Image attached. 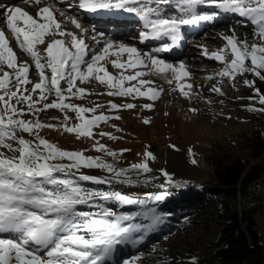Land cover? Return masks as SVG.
<instances>
[{"label":"snow or ice","instance_id":"6c2138e0","mask_svg":"<svg viewBox=\"0 0 264 264\" xmlns=\"http://www.w3.org/2000/svg\"><path fill=\"white\" fill-rule=\"evenodd\" d=\"M32 2L41 4V0ZM173 2L175 14H166L160 7ZM152 3L156 7H152ZM73 6L77 9L76 14L51 5L40 7L35 16L21 7H5L0 13V23L4 25L0 27V148L18 153L7 156L0 152V264H111L117 245L143 242V233L170 215L158 213L155 208L135 215L125 214L107 206L108 203L121 207L142 203L119 190L109 189L114 184L131 187L141 183L139 175L152 171L149 163L155 156L149 150L140 162L117 167L123 153L129 150L107 147L96 139V135L109 140L120 137L104 131L97 134L94 129L101 123L120 120L116 112L132 110L137 105L110 100L106 106L94 103L88 107L72 102L93 94L82 85L94 81L106 89L100 95L155 101L163 89L152 87L154 82L144 78L153 75L164 77L170 85L177 83L184 97L198 95L192 91L191 83H182L190 77L186 64L170 63L162 54L180 46L185 39V26L198 27L217 19L216 13L202 11L205 6H215L222 13L237 14L244 18L239 22L241 24L250 22L256 41L250 44L247 38L241 40L233 28L230 34H221L225 43L217 50L210 51L205 45H198L205 57L221 64L215 75L205 77L208 81H216L209 90L224 95L220 85L225 79L234 82L237 76L245 74L264 81V0H79L67 7ZM80 10L89 13L119 10L135 14L142 21L138 42L160 43L143 50L111 39L95 26L89 33L78 16ZM57 13L79 31L65 30ZM7 30L30 62H18ZM46 37H51V41L46 42ZM63 37H69L70 43ZM41 45H45L43 51L38 49ZM33 65L35 79L30 78ZM109 65L117 70V74L109 71ZM243 83L249 88L255 85L250 79H244ZM172 91L177 88L173 87ZM255 92L261 107L247 110L264 113V95L259 89ZM105 107L111 110L109 114L101 111ZM143 107L151 109L153 104L147 103ZM50 109L64 114L59 124L41 121L39 114ZM68 113L75 114L78 123H71L73 117ZM26 116L32 118L26 119ZM143 122L149 124L150 120ZM113 127L122 131L116 125ZM45 128L92 140V150L112 158L113 162L101 155H87L84 150H63L39 136V131ZM18 132L34 135L36 142L18 136ZM191 162L195 164L196 160ZM90 170H102L106 175L89 174ZM163 175L170 185L172 177L166 171ZM86 182L108 188L88 187ZM168 185L161 184L160 187L163 190ZM167 195V191H161L152 198L160 202ZM137 217H143L149 223L125 225ZM137 233L141 234L138 239ZM136 259L138 257L124 259L122 264H135Z\"/></svg>","mask_w":264,"mask_h":264},{"label":"rangeland","instance_id":"374dc122","mask_svg":"<svg viewBox=\"0 0 264 264\" xmlns=\"http://www.w3.org/2000/svg\"><path fill=\"white\" fill-rule=\"evenodd\" d=\"M78 2L79 0H63L62 3L59 0H41V4L38 6L32 0H28V2L25 0H0V13L4 11L7 5H10L9 7L26 8L30 14L35 16L40 7L51 5L55 9L76 14L77 9L74 6L71 8L67 6L75 5ZM151 6L156 7V4L152 3ZM160 7L166 14H175L174 2L171 5H161ZM116 11L102 12L97 17L94 15L85 17L80 10L78 16L83 27L87 28L89 33L95 26L107 37L119 42L133 44L143 50L153 48L160 43L159 41L139 43L137 37L142 30V21L135 14ZM202 11L216 13L217 19L214 22L202 23L198 27L185 26L183 28L185 39L182 45L173 48L169 53L162 54V57L170 63L179 64L183 62L186 64L190 71V77L185 78L182 83H191L193 85L192 91L197 92L198 95H193L191 98L184 97L179 91L177 83L170 85L164 77L150 75L144 78L154 82L152 87L163 89L155 101L145 98L133 100L130 97L114 98L100 95L106 89L94 81L91 84L82 85L93 93L92 95H86L83 100L73 99L72 102L88 107L93 106L94 103L106 106L110 100L117 103L131 102L137 105L132 110H119L115 114L121 117L120 120L101 123L97 129H94V132L97 134L100 131L113 133L120 139L109 140L107 137H100L99 135H96V139L113 150H129L123 153L120 158L121 162L117 163V167H128L132 163L140 162L143 154L150 150L155 156V159L149 163L152 171L141 173L138 177L141 183L135 186L114 184L109 190H119L130 198L151 204L154 201L152 197L161 191L181 189L200 182L215 183L214 163L216 162L222 163L239 157L250 161L252 165L264 167V154L256 160L251 157L249 147L256 132L264 135V113L247 110L252 107H261L256 98L255 89H259L260 94L264 95V81H260L252 74H245L243 77L237 76L234 82L225 79V82L220 85L224 95L212 93L209 89L216 81H208L205 77L215 75L220 70L221 64L205 57L202 54V49L198 47V45H205L210 51L217 50L225 43L221 39V34H230L233 28L241 40L247 38L251 44L256 42L254 26L250 22L239 23L244 18L237 14L222 13L215 6H205ZM119 13L121 15H118ZM57 19L61 21L65 30L79 31L66 22V17H60L58 13ZM203 24L205 25L202 28ZM0 27H4V25L0 23ZM196 28L197 31H195ZM6 35L9 37L10 45L18 55V62H30L27 54L19 49L10 30L6 31ZM56 38L60 37L57 36ZM51 39V37H46V42H50ZM63 39L70 43L69 37H63ZM86 42L91 43L90 40ZM44 47L45 45H41L38 46V49L43 51ZM109 71L114 75L117 74V70L111 65H109ZM30 78H36L34 65L33 70L30 71ZM244 79L255 81L254 88L247 87L243 83ZM173 87H176L177 91H172ZM147 103H152L153 107L145 109L143 105ZM192 109L197 111L194 112ZM101 111L109 114L111 110L105 107ZM39 115L43 123L59 124L64 114L60 113L59 110L50 109ZM68 115L73 117L71 123H78L74 118L75 114L68 113ZM86 115L90 116L91 114ZM25 118L32 117L26 116ZM144 119H149L150 123L145 124ZM113 125L122 131H117ZM17 135H23L25 139L36 142L34 135L19 132ZM39 136L57 144L63 150H84L87 155H101L108 162H113L112 158L92 150V140L77 138L74 134L50 128L40 130ZM172 145L175 147H171ZM13 146L16 147L17 145L13 142ZM0 152H4L7 156L18 155V153L3 148H0ZM193 159L196 160L195 164L191 162ZM164 171L172 177L170 185H168L167 177L163 175ZM89 174L106 175L102 170H90ZM145 180L148 183H144ZM86 184L88 187L108 188V186L103 185H92L90 182H86ZM161 184L168 186L162 190ZM257 191L259 193H255L254 196L264 203V179L258 182ZM240 201V209L246 203L252 204V201L246 202L242 197ZM142 203L125 205L124 207L127 208L125 210H117L116 208L121 206L113 203L114 205L110 208L117 212L135 215ZM131 208L134 209L131 210ZM215 211L210 209L208 213L182 218L165 216L162 223L143 233L145 237L143 242L117 245L111 264H122L124 259L134 257H138L135 264H192L193 260H195V264H219L215 255L214 243L220 233V220L215 217ZM257 221L264 238V209L257 214ZM141 222L149 223L143 217H137L134 221L125 222V225ZM140 235L137 233L136 238L138 239Z\"/></svg>","mask_w":264,"mask_h":264},{"label":"trees","instance_id":"16d2710c","mask_svg":"<svg viewBox=\"0 0 264 264\" xmlns=\"http://www.w3.org/2000/svg\"><path fill=\"white\" fill-rule=\"evenodd\" d=\"M250 145L251 157L259 159L264 154V135L256 132ZM214 173L215 183L200 182L181 189H169L164 200H154L151 204L143 202L138 212L155 208L158 213L170 214L166 215L168 217L182 218L214 209L215 217L220 220V233L214 243L218 263L264 264V238L257 221V214L264 209V203L254 196L259 193L258 182L264 179V167L236 157L214 163ZM241 197L246 202L253 199L254 202L246 203L240 209ZM113 205L108 203L107 206Z\"/></svg>","mask_w":264,"mask_h":264},{"label":"bare ground","instance_id":"6f19581e","mask_svg":"<svg viewBox=\"0 0 264 264\" xmlns=\"http://www.w3.org/2000/svg\"><path fill=\"white\" fill-rule=\"evenodd\" d=\"M10 5H7V7H9ZM37 6V5H36ZM39 6V5H38ZM22 9H24V10H26V11H28L26 8H22ZM29 12V11H28ZM116 12H118V10L116 11ZM97 14H99V13H97ZM118 15H121L120 13L118 14ZM132 30V29H131ZM182 43H183V40L180 42V45H182ZM18 56V55H17Z\"/></svg>","mask_w":264,"mask_h":264}]
</instances>
